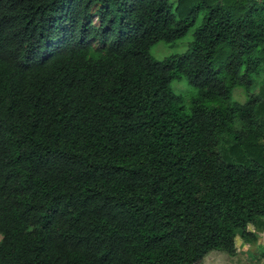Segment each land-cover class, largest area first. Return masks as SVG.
Returning a JSON list of instances; mask_svg holds the SVG:
<instances>
[{"label":"trees","instance_id":"16d2710c","mask_svg":"<svg viewBox=\"0 0 264 264\" xmlns=\"http://www.w3.org/2000/svg\"><path fill=\"white\" fill-rule=\"evenodd\" d=\"M259 74L264 0H0V264L234 255L264 218V112L231 96Z\"/></svg>","mask_w":264,"mask_h":264},{"label":"rangeland","instance_id":"374dc122","mask_svg":"<svg viewBox=\"0 0 264 264\" xmlns=\"http://www.w3.org/2000/svg\"><path fill=\"white\" fill-rule=\"evenodd\" d=\"M169 2L175 4V0H169ZM193 30L194 27H191L183 37L171 43L159 41L153 44L148 50L150 56L155 60H161L169 55L184 53L192 41ZM169 88L181 98L180 104L185 108H188L190 99L196 94L195 88L184 78L171 81ZM247 93H260L261 110L263 109L262 112H264V74L255 76L248 89L235 87L231 99L243 102ZM259 141L261 142V140ZM247 230L255 235L250 237L248 241L236 235L234 237L236 249L234 255L230 256L222 251L211 250L203 257L201 264H264V218L248 225Z\"/></svg>","mask_w":264,"mask_h":264}]
</instances>
